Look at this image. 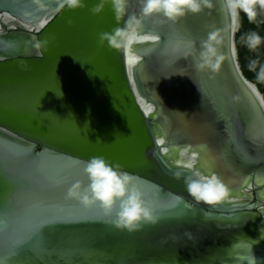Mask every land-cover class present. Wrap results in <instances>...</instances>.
Here are the masks:
<instances>
[{"label":"water","instance_id":"95a60500","mask_svg":"<svg viewBox=\"0 0 264 264\" xmlns=\"http://www.w3.org/2000/svg\"><path fill=\"white\" fill-rule=\"evenodd\" d=\"M60 2L0 0V264H264V97L238 62L239 20L212 0L143 19L159 41L118 50L99 34L139 18L140 0L119 17L115 0ZM213 32L215 72L198 67ZM193 153L229 189L221 203L188 193ZM94 156L131 176L155 223L117 228L68 196Z\"/></svg>","mask_w":264,"mask_h":264},{"label":"clouds","instance_id":"9594fccd","mask_svg":"<svg viewBox=\"0 0 264 264\" xmlns=\"http://www.w3.org/2000/svg\"><path fill=\"white\" fill-rule=\"evenodd\" d=\"M115 3L119 17L125 11L126 0H115ZM140 4L139 18L133 15L127 21L126 27H117L111 33H100L99 43L103 45L107 42L110 48L119 50L130 47L135 42L159 41V35L140 33L143 19L162 15L167 20L175 22L188 14H199L205 9L213 8L212 0H140ZM222 5L233 20H238L243 13L250 23L256 21L259 12H264V0H222ZM85 6V0H61L60 2L61 9L67 7L75 10ZM101 9L102 4L93 6L90 11L95 15ZM219 43L216 32L210 33L208 39L203 42L202 62L198 65L200 69L215 72L220 68L223 56L217 54L216 45ZM245 43L250 51H255L261 46L262 37L257 32H250L246 35ZM257 63V60H252L249 64L250 69H255ZM257 79L264 81V64L259 67ZM157 143L163 144L164 141L161 139ZM195 163L196 154L193 153L185 167L193 170ZM83 174L87 178V185L82 186V183L77 181L69 190L68 196L78 199L84 205L99 203L108 215L115 211L113 221L115 227L135 231L143 223L157 221L158 217L146 205L142 193L133 185L131 176L121 170L119 164H113L103 156H94L83 162ZM176 176L180 179V173ZM184 182L190 196L198 202L215 205L229 196V189L215 174L205 175L198 170H193L185 177ZM255 259L253 257V264Z\"/></svg>","mask_w":264,"mask_h":264},{"label":"rangeland","instance_id":"374dc122","mask_svg":"<svg viewBox=\"0 0 264 264\" xmlns=\"http://www.w3.org/2000/svg\"><path fill=\"white\" fill-rule=\"evenodd\" d=\"M241 20H239V30L237 31L235 35V42H236V47H237V55H238V61L240 63L241 69L244 67L247 68V75L257 82L261 87L264 89V81H260L257 79V75L252 72V69H250L249 64L252 61V55L253 52L249 50V48L246 46L245 43V38L248 33H250V25L251 23L248 22L247 17L241 13ZM250 24V25H249ZM239 40V42H238ZM239 53H240V59H239ZM261 64L260 62L257 63L256 67H259Z\"/></svg>","mask_w":264,"mask_h":264},{"label":"flooded vegetation","instance_id":"af4514ba","mask_svg":"<svg viewBox=\"0 0 264 264\" xmlns=\"http://www.w3.org/2000/svg\"><path fill=\"white\" fill-rule=\"evenodd\" d=\"M2 18L3 17L0 16V19H2ZM13 26H14V28L12 29L13 32L27 33V31L20 29L19 24L14 23ZM253 31L257 32L262 37V44L255 51H252L253 52L252 60H257L262 65V64H264V12H259L256 21L251 23L250 32H253ZM29 32H30L31 35L35 34V30L29 31ZM239 65H240V63H239ZM259 67H256L255 69H252V72L257 75ZM240 68H241V66H240ZM251 82L255 83L256 86L258 87V83L257 82H254V81H251ZM262 94H263V97H264V93H262Z\"/></svg>","mask_w":264,"mask_h":264},{"label":"trees","instance_id":"16d2710c","mask_svg":"<svg viewBox=\"0 0 264 264\" xmlns=\"http://www.w3.org/2000/svg\"><path fill=\"white\" fill-rule=\"evenodd\" d=\"M241 14H240V16H239V19L238 20H241ZM242 21V20H241ZM249 23V21L248 22H246V24H248ZM250 25V24H249ZM238 42H239V40H238ZM239 59H240V53H239ZM242 67V66H241ZM247 68H245L244 67V69L242 68V71H243V74H244V76L248 79V80H250V81H254V80H252L248 75H247ZM255 82V81H254ZM258 89L260 90V92H262V93H264V89L261 87V85H259L258 84Z\"/></svg>","mask_w":264,"mask_h":264},{"label":"bare ground","instance_id":"6f19581e","mask_svg":"<svg viewBox=\"0 0 264 264\" xmlns=\"http://www.w3.org/2000/svg\"><path fill=\"white\" fill-rule=\"evenodd\" d=\"M239 30V26H237V31ZM237 31L235 33H237Z\"/></svg>","mask_w":264,"mask_h":264}]
</instances>
